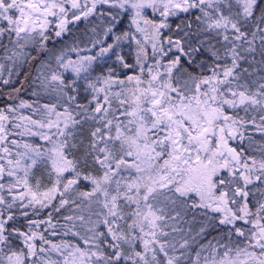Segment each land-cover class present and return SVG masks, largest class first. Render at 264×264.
<instances>
[{"label": "snow or ice", "instance_id": "snow-or-ice-1", "mask_svg": "<svg viewBox=\"0 0 264 264\" xmlns=\"http://www.w3.org/2000/svg\"><path fill=\"white\" fill-rule=\"evenodd\" d=\"M0 264H264V0H0Z\"/></svg>", "mask_w": 264, "mask_h": 264}]
</instances>
